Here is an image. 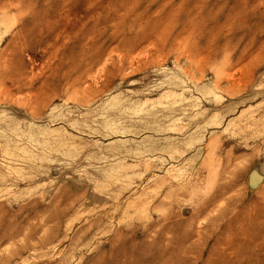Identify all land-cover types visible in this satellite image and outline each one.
Returning a JSON list of instances; mask_svg holds the SVG:
<instances>
[{
  "label": "rangeland",
  "instance_id": "rangeland-1",
  "mask_svg": "<svg viewBox=\"0 0 264 264\" xmlns=\"http://www.w3.org/2000/svg\"><path fill=\"white\" fill-rule=\"evenodd\" d=\"M0 264H264V0H0Z\"/></svg>",
  "mask_w": 264,
  "mask_h": 264
},
{
  "label": "water",
  "instance_id": "water-1",
  "mask_svg": "<svg viewBox=\"0 0 264 264\" xmlns=\"http://www.w3.org/2000/svg\"><path fill=\"white\" fill-rule=\"evenodd\" d=\"M251 177V176H250ZM251 180H252V178H251Z\"/></svg>",
  "mask_w": 264,
  "mask_h": 264
}]
</instances>
